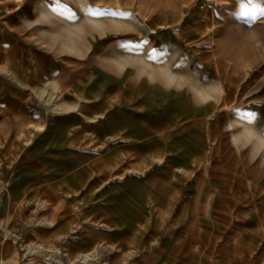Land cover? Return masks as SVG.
<instances>
[{"label":"rangeland","instance_id":"1","mask_svg":"<svg viewBox=\"0 0 264 264\" xmlns=\"http://www.w3.org/2000/svg\"><path fill=\"white\" fill-rule=\"evenodd\" d=\"M252 6L247 0H0L6 264H264V17L244 13ZM83 113L108 134L127 129L130 120V133L121 136L130 134L133 156L148 166L128 158L113 166L120 157L110 150L127 145L112 139L120 135L109 140L77 128L69 135ZM186 130L195 140L180 142L192 159L174 139L164 155L154 150L158 133ZM54 157L63 160L57 172ZM160 165L174 174L175 197L142 204L146 192L158 201L166 195L148 174ZM85 180L94 183V199ZM141 210L147 229L160 223L161 234L148 239L152 248L118 251L100 242L77 255L66 251L64 244L88 246L91 238L81 231L110 226L104 217L116 225L99 236L127 243ZM59 215L70 228L65 237L49 230Z\"/></svg>","mask_w":264,"mask_h":264},{"label":"crops","instance_id":"2","mask_svg":"<svg viewBox=\"0 0 264 264\" xmlns=\"http://www.w3.org/2000/svg\"><path fill=\"white\" fill-rule=\"evenodd\" d=\"M101 103H102V105L105 104L107 106H113L115 108L120 106V105L114 106V105L110 104V102H102L101 101ZM133 106H134L133 107V111L136 113L137 118H139L142 121V117H141V114H140L141 111L139 110L140 109L139 105H133ZM93 110H96V112H100L102 109L100 107L96 106V108L94 107ZM125 124H126L127 129H124L120 133H115L114 131H112L113 135H120V136H117V137L112 138V139L115 140L117 138H123V139L127 140V145L125 147H113L110 150V151H112V150L115 151L116 150L117 152H119V157H120L119 160H117V159L115 160L114 159L113 166L115 164L119 163L120 161L125 160L126 158H128V159H130V162H132L133 164H136L140 169H143V168L148 166V163L147 164L146 163L141 164V162L139 160H137L133 156L132 150H131V147H130V143H131L130 142L131 141V137L129 136L130 134L125 135V136H121L122 133H124V132H129L130 133V131H131V129L129 128L130 127V120H127ZM76 128L78 129V131L81 132L80 135H102V136L105 135L109 140H110L109 137H111V135H112L110 133L109 134L108 133H104V132L102 133L99 130V127L97 126V124L92 122L86 116V114H84V113L82 114V117H80V118H76L75 117L72 120V123H71V126H70L71 130L69 131V135ZM191 130H193V129H191ZM189 133L190 132L188 130H186L182 134L178 133L177 131H174L172 133V135H162V133H158L156 135V139H155V143H154L155 144L154 150H156L157 154L164 155L166 147H167L168 140L169 139H174L178 144L181 145V147H183L184 150H186L187 152L190 153V155H191L190 158L192 159L193 158L192 149H190L183 142H180V139H182V141L186 140L187 144H191L192 141L194 142L195 138L193 137V135H190ZM176 135H184V136L178 137ZM197 135H200V134L197 133ZM58 152L61 153V152H63V150L59 149ZM75 153L77 155H80L76 151H75ZM68 154H69V151H66L65 156H67ZM81 156H83V155H81ZM64 160H65V162L62 163L61 161H63V160H57L54 157L52 165H51L52 168L57 172L61 168V167H58L59 164H60V166H63L62 164H64V165L68 164V162H69L68 156ZM87 160L88 159L85 160V165H86V161ZM56 164H58V165H56ZM86 167H87V165H86ZM173 172L174 173L176 172V167L174 168ZM148 174H151L152 176H154V178H156L158 180V182L163 187H165L166 195H164L163 201H158L156 199V196L154 195L153 192H151V191L146 192V193L143 194V203L142 204H144V202H146V200H150L151 202H153L155 204H163V203L169 202L170 200H172L175 197V196L172 195V193H173L172 190L173 189H172V185H171V182L173 180L174 174H169L168 171L162 167V165L158 166V168H156V169H153ZM148 174H145V175H142V176H139V177H142V179H144ZM126 180H122L120 182H124ZM44 183L47 184L50 188H52L55 192L59 193L57 191L56 187L51 182L44 181ZM84 185L86 186V188H90V190L93 192V194L90 196V199L92 197L94 199V197L97 196V194H94L96 192V190L94 189V185L92 183H89L88 180L84 181ZM81 196L82 195H80V198H78V199H80V200L82 199L83 200V198ZM82 200H81V202H83ZM61 216L62 215H59V217H58L59 224L57 223L58 224L57 226L54 225L53 226L54 228L50 227L49 230L50 231L52 230L55 233L56 232L59 233L61 235L60 237H65V236L69 235L70 228L68 227L67 220L65 218H63V216H62V218H60ZM74 219H75V221L76 220L78 221L79 219H82V218H78V216L76 215V217H74ZM104 220H106L107 223H109L110 226H107V227H91V228L85 229L84 231H81V232L87 233L90 236V238H91L90 244L88 246H86L84 248H80V249H70V248L67 247V245L64 244V246L66 247V251L69 254H71V255H77V254L84 253L86 251L91 250L93 247L96 246V244H98L100 242L101 243L110 244V245H112V247L117 248L116 250H118V251H120V249H125L127 247H139L140 249H142V247L147 246L148 248H152V245H150V243L148 242V239H151V238H154V239L156 238L157 239V237L161 234L159 220L154 221V224H153L151 229H147L146 228L145 225H147L146 224L147 220L142 218V210H141L140 215H139L138 223L136 225H134L132 228L128 229L127 243L123 244L119 239L113 238L112 240H108L107 238H101L99 236L100 233H101V231H99V230H104V229L105 230H111L116 225V223L114 221H112L111 219H109L108 217L107 218L104 217ZM148 230H149V233H150L151 237L150 238L149 237L148 238L147 237L143 238V236L147 233ZM78 233L79 232H77V233H75L73 235H76ZM105 236H107V235H105ZM8 257H10V259H12V260L16 259L15 253H11V255H9ZM160 263H162L161 260H160V262H157L156 264H160Z\"/></svg>","mask_w":264,"mask_h":264},{"label":"snow or ice","instance_id":"3","mask_svg":"<svg viewBox=\"0 0 264 264\" xmlns=\"http://www.w3.org/2000/svg\"><path fill=\"white\" fill-rule=\"evenodd\" d=\"M248 4L253 5L252 7H244V13L249 14V13H254L258 14L261 17H264V0H247ZM57 9H53V11H56ZM92 15H100L101 13L95 12V13H90ZM249 119L251 118V114H247Z\"/></svg>","mask_w":264,"mask_h":264},{"label":"bare ground","instance_id":"4","mask_svg":"<svg viewBox=\"0 0 264 264\" xmlns=\"http://www.w3.org/2000/svg\"><path fill=\"white\" fill-rule=\"evenodd\" d=\"M28 58H29V60H31L33 57H32V55L30 54V52L28 53ZM35 67V66H34ZM38 68V67H37ZM96 74V73H95ZM101 77V76H100ZM91 79V78H90ZM101 80V79H100ZM104 81V80H103ZM102 81V82H103ZM101 82V83H102ZM51 83V82H50ZM49 83V84H50ZM106 83V82H105ZM51 85H54V84H51ZM58 85V84H57ZM117 85V84H116ZM51 87H53V86H51ZM56 87V86H55ZM93 87V86H92ZM97 88V87H96ZM59 89V88H58ZM88 89V88H87ZM99 91V90H98ZM96 92H97V90H96ZM97 95V94H96ZM169 100V99H168ZM170 101V100H169ZM144 102H146V101H144ZM168 102V101H167ZM64 106V105H63ZM64 112V111H63ZM59 113V112H58ZM68 113V112H67ZM72 114V113H71ZM68 115V114H67ZM66 115V116H67ZM104 115V114H103ZM53 116V115H52ZM74 116V115H73ZM87 116V115H86ZM68 117V116H67ZM100 117V116H99ZM101 117H104V116H101ZM125 117V116H124ZM97 118V117H96ZM71 119V118H70ZM92 119H95V117L94 118H92ZM97 119H100V118H97ZM126 120V119H125ZM162 121V120H161ZM53 122V121H52ZM123 122V121H122ZM48 123V122H47ZM152 126V125H151ZM167 126V125H166ZM165 126V127H166ZM70 128V127H69ZM122 135V134H121ZM144 140V139H143ZM168 148V147H167ZM51 154V153H50ZM52 154H54V151H53V153ZM167 154V153H166ZM169 154V153H168ZM42 158V157H41ZM164 158V157H163ZM165 159V158H164ZM160 160V159H159ZM162 160V159H161ZM167 160V159H166ZM163 162V161H162ZM174 163V162H173ZM173 165V164H172ZM175 167V166H174ZM48 168V167H47ZM62 169V168H61ZM42 171V170H41ZM61 171V170H60ZM82 171V170H81ZM39 176V175H38ZM42 177V176H41ZM84 178V177H83ZM40 179V178H39ZM80 180V179H79ZM59 181V180H58ZM94 184V183H93ZM9 185H11V184H9ZM25 188V187H24ZM75 189V188H74ZM9 190V189H8ZM45 190V189H44ZM7 191V190H6ZM64 191V190H63ZM48 192H50V191H48ZM77 192V191H76ZM122 193V192H121ZM10 197V196H9ZM26 201V200H25ZM119 201V200H118ZM44 202V201H43ZM114 202V201H113ZM26 203V202H25ZM120 203V202H119ZM37 204H39V202L37 203ZM41 209H47L48 208V206H47V204L46 203H41ZM117 205V204H116ZM107 206V205H106ZM126 207V206H125ZM122 209V208H121ZM123 210V209H122ZM130 211V210H129ZM131 212V211H130ZM30 217V216H29ZM137 218V217H136ZM30 220V219H29ZM31 221V220H30ZM32 222V221H31ZM42 222H45V221H41V223ZM118 234V233H117ZM13 256V255H12ZM89 258V257H88Z\"/></svg>","mask_w":264,"mask_h":264},{"label":"built area","instance_id":"5","mask_svg":"<svg viewBox=\"0 0 264 264\" xmlns=\"http://www.w3.org/2000/svg\"><path fill=\"white\" fill-rule=\"evenodd\" d=\"M0 264H6L4 260L0 258Z\"/></svg>","mask_w":264,"mask_h":264}]
</instances>
